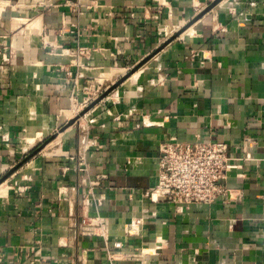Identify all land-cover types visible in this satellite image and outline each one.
Segmentation results:
<instances>
[{"label": "crops", "instance_id": "obj_1", "mask_svg": "<svg viewBox=\"0 0 264 264\" xmlns=\"http://www.w3.org/2000/svg\"><path fill=\"white\" fill-rule=\"evenodd\" d=\"M160 1L0 0V264H142L131 257L141 248L146 264H264V0H220L204 13L213 0ZM34 18L39 30L27 29ZM79 46L89 53L77 58ZM152 52L23 161L76 116L61 111L90 98L87 84L106 91ZM169 137L224 140L235 157L249 140L251 158L227 175L229 201L176 213L146 198ZM100 173L91 188L104 200H84ZM142 212L155 216L126 236ZM97 213L106 238L81 234Z\"/></svg>", "mask_w": 264, "mask_h": 264}, {"label": "built area", "instance_id": "obj_2", "mask_svg": "<svg viewBox=\"0 0 264 264\" xmlns=\"http://www.w3.org/2000/svg\"><path fill=\"white\" fill-rule=\"evenodd\" d=\"M157 3L163 4L160 0H157ZM89 50L86 46H79L77 58L87 55ZM248 141L242 144L245 153L238 157L229 153V144L224 140L209 138L182 142L175 137H169L161 141L155 156V182L144 195L152 203L172 204L176 213L188 209L192 204H208L216 200L229 201L232 195L226 185L227 175L231 169L242 168L241 162L251 158L246 150ZM82 162L79 170L85 173L88 167L84 161ZM105 177L104 173H100L94 180L89 179L87 182L89 188L84 194V200L93 199L96 204L102 203L104 198L94 197L91 187L100 185ZM152 216H155V212L132 215L124 227V234L138 235L145 225L146 218ZM81 234L106 238L109 234L108 219L98 213L88 217L87 221H82ZM158 243L160 246L161 242ZM30 250L33 248L30 247ZM37 251L38 249L35 250ZM146 253L147 251L141 248L131 257L138 258L142 264H146L144 259Z\"/></svg>", "mask_w": 264, "mask_h": 264}, {"label": "water", "instance_id": "obj_3", "mask_svg": "<svg viewBox=\"0 0 264 264\" xmlns=\"http://www.w3.org/2000/svg\"><path fill=\"white\" fill-rule=\"evenodd\" d=\"M220 0H213L212 2H210V4L204 9L203 13L206 12L208 9H210L211 7H213L215 4H217ZM187 25V24H186ZM188 26V25H187ZM179 33V31H178ZM177 33V34H178ZM177 34H174L171 39H173L174 37H176ZM154 53H149L148 55H146L145 57H143L140 61H138L128 72H126L124 75H122L120 78H118L116 81H114L110 86H108V88L106 89V91H104L102 94H100L98 97H96L93 101H91V103H89L84 109H82L74 118L67 120L59 129V131H63L65 130L68 126L72 125L74 122L77 121V119L79 117H81L87 110H89L93 105H95L102 97H104L111 89H113L114 87H116L118 84H120L121 82H123L127 77H129L134 71H136L144 62H146V60H148ZM56 133L51 134L49 136H47L44 141H42L33 151L32 153H30L29 155H27L25 157V159H23V161H25L31 154L39 151L40 149H42L47 143H49L54 137H55ZM22 161V162H23ZM21 162L18 163L17 165H14L12 167V169L8 172L11 173L13 170H15L18 166H20ZM6 176H4L3 178H0V181H2Z\"/></svg>", "mask_w": 264, "mask_h": 264}, {"label": "bare ground", "instance_id": "obj_4", "mask_svg": "<svg viewBox=\"0 0 264 264\" xmlns=\"http://www.w3.org/2000/svg\"><path fill=\"white\" fill-rule=\"evenodd\" d=\"M40 19L39 18H34L32 21L28 22L27 24V29H38L40 28ZM117 69L115 67H108V68H104V72L106 76L108 75H112L114 73V71H116ZM102 79V78H100ZM79 110V106L75 105L73 108H67V109H64L61 111V115L65 118V117H70L72 116L73 112H76ZM77 113V112H76ZM75 114V113H74ZM73 114V115H74ZM72 119V118H71ZM70 120V119H69ZM69 127V126H68ZM61 131H57L56 132V135L60 134ZM41 135V133H37L36 136H24L23 139H24V142L26 143H33V141L38 138L39 136ZM55 135V136H56ZM2 188L0 187V192H1Z\"/></svg>", "mask_w": 264, "mask_h": 264}, {"label": "rangeland", "instance_id": "obj_5", "mask_svg": "<svg viewBox=\"0 0 264 264\" xmlns=\"http://www.w3.org/2000/svg\"><path fill=\"white\" fill-rule=\"evenodd\" d=\"M125 71H127L128 72V70H125ZM100 81V80H99ZM86 91H88V95H90V98L89 99H86V101H82V100H80V102H76V101H74V104L75 105H80L79 106V110L78 111H76L77 113H79L82 109H84L95 97H96V95L98 96V94H100V92H102V91H104L103 90V87H101V88H98L97 87V85H93V84H91V83H89V84H87V89H86ZM76 112H73V114L74 115H77V113ZM72 114V115H73ZM80 118V117H79ZM78 118V119H79ZM60 119H62V117H60ZM77 119V120H78ZM65 121V120H64ZM66 122V121H65ZM64 122V123H65ZM77 122V121H76ZM73 124H75V122L73 123ZM63 125V124H62ZM62 125H59V126H57L56 127V129L55 130H53V131H51L50 133H48V134H46L43 138H42V140L41 141H39L38 142V144H37V146L42 142V141H44V139L47 137V136H49V135H51V134H54V133H56L59 129H60V127L62 126ZM36 146V147H37Z\"/></svg>", "mask_w": 264, "mask_h": 264}]
</instances>
